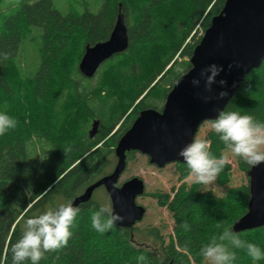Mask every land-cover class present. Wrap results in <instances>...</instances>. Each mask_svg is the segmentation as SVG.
I'll use <instances>...</instances> for the list:
<instances>
[{
  "label": "trees",
  "instance_id": "16d2710c",
  "mask_svg": "<svg viewBox=\"0 0 264 264\" xmlns=\"http://www.w3.org/2000/svg\"><path fill=\"white\" fill-rule=\"evenodd\" d=\"M171 1L103 0L98 13L89 9L63 13L54 0H20L12 14L1 18L0 111L15 116L18 126L0 137V264H12L11 247L20 238L26 219L48 206L58 207V201L73 202L88 186L112 172L121 137L140 111L162 110L175 83L191 69L195 47L226 2L185 0L187 9L176 11L182 17L183 33L169 54L158 49L166 33L163 14ZM120 14L129 29L128 50L105 62L93 78H86L79 70L86 48L108 40ZM199 28L202 35L196 38L193 32ZM33 29L39 30L36 35ZM32 39L38 43L40 62L31 74L25 70V91L30 95L23 99L19 85L24 83L17 67L24 66L22 47ZM159 54L163 58L160 63ZM154 58L156 65L146 68L145 61ZM226 108L264 122V61L246 76ZM97 120L98 133L91 137V122ZM205 137L219 157L225 146L218 135L208 130ZM135 154L128 153L127 160ZM235 160L248 175L250 166L240 158ZM176 166L179 181L186 180V163ZM234 171L231 163L226 165L215 180L217 186H229ZM206 187L184 181L174 196L149 193L174 217V235L170 234L167 242L158 229L144 230L160 242L158 250L136 242V226L114 225L105 233L96 232L91 216L102 204L93 194L90 202L79 206L81 212L68 246L46 253L39 264H140L141 255L146 257L143 264H203L201 248L223 230L217 229V222L233 230L235 222L247 213L250 200L249 183L229 188L224 196ZM185 225L190 230L186 231ZM239 234L264 250V227ZM234 251L237 259L233 264H264V259L252 260L246 249Z\"/></svg>",
  "mask_w": 264,
  "mask_h": 264
},
{
  "label": "water",
  "instance_id": "95a60500",
  "mask_svg": "<svg viewBox=\"0 0 264 264\" xmlns=\"http://www.w3.org/2000/svg\"><path fill=\"white\" fill-rule=\"evenodd\" d=\"M129 48V29L120 14L108 40L88 46L80 61L79 70L86 78H93L101 66ZM264 61V0H226L221 13L212 18L200 43L195 47L191 69L182 75L168 94L161 111L149 108L140 111L130 129L121 137L116 149V164L112 172L90 186L73 200L74 206L91 201L94 192L104 187L114 213L123 217L116 226L130 228L142 222L146 208L137 203L145 194L142 178L133 177L119 183L128 163V153H141L151 164L163 168L171 163H185L179 151L192 142L202 121L215 119L217 110H224L242 86L246 76L258 69ZM236 62L239 66L233 65ZM211 64L223 66L212 85L213 92L205 89L202 69ZM229 65H233L231 68ZM200 79L199 87L192 80ZM220 80L227 81L221 86ZM228 93L218 98L219 93ZM214 98L205 102L203 97ZM95 121L91 137L98 133ZM250 200L247 213L237 220L233 231L242 233L264 227V163L248 171ZM115 186V187H114Z\"/></svg>",
  "mask_w": 264,
  "mask_h": 264
},
{
  "label": "clouds",
  "instance_id": "9594fccd",
  "mask_svg": "<svg viewBox=\"0 0 264 264\" xmlns=\"http://www.w3.org/2000/svg\"><path fill=\"white\" fill-rule=\"evenodd\" d=\"M233 65L239 66L236 62ZM233 65H229L231 68ZM223 66L211 64L202 69L200 76L205 78V89L213 92L212 85L217 83V76L223 71ZM179 84V82H177ZM227 81L220 80L221 86ZM192 84L200 85V79L194 78ZM228 93L222 91L218 98H224ZM214 97H203L210 102ZM6 108V106H5ZM215 119L206 118L200 127L207 128L218 135L225 148L219 157L212 151V141L199 134L192 142L185 145L178 153L183 157L189 170V178L202 185L213 183L226 165L232 162V157L242 159L248 166L257 167L264 163V122L249 113L242 114L240 110H217ZM18 120L9 115L6 110L0 111V137L16 129ZM71 149L64 150L65 153ZM115 187V186H114ZM81 212L79 206L71 201L62 203L58 207H49L37 216L26 219L23 223L20 238L12 245V264H39L46 258V253L58 252L66 248L73 237V227ZM123 217L114 213L111 203L101 205L91 216V226L99 233L111 230ZM185 230L190 226L185 225ZM217 229H223L218 235L210 237V242L201 248L200 254L208 264H233L237 259L234 249H246L248 256L254 261L264 259V250L255 243H249L240 238V234L230 227H224L223 222H217ZM146 257H138L143 264Z\"/></svg>",
  "mask_w": 264,
  "mask_h": 264
},
{
  "label": "rangeland",
  "instance_id": "374dc122",
  "mask_svg": "<svg viewBox=\"0 0 264 264\" xmlns=\"http://www.w3.org/2000/svg\"><path fill=\"white\" fill-rule=\"evenodd\" d=\"M19 2L20 0H0V15H3L2 17L0 16V23L1 18H3L4 15H10L18 8ZM54 3L56 8L63 13H67L71 9H76L79 13H83L86 9H89L93 13H98L102 7L103 0H54ZM186 9L187 2L185 0H172L171 3L167 5L166 10L164 11L165 14H163L166 17V33L164 34L162 44L159 46V51H167L166 53L169 54L172 52L175 43H177L178 38H180L179 35L183 33L180 32L181 25L179 23V19L182 17L177 14L176 11L180 13L182 10L185 11ZM37 31L39 30L37 29ZM37 31L33 29L35 35ZM193 35H195L196 38H200L202 35L201 28L198 30L196 29L193 32ZM190 40L191 38L188 39V41ZM37 48L38 43H36V40L34 41L33 39L25 41L22 47L24 66L22 68H17L20 72V78L25 84L19 85L21 97L23 99L25 98V94L26 97L30 95L29 90L25 91V86L27 84L24 80V73H26L28 70L31 71V74L40 62V57H38L37 54ZM158 56H160V54ZM158 56L157 60L158 63H160L163 58ZM175 59H177V57ZM145 65L146 68H151L153 65H156V58L150 59L147 63L145 61ZM93 83L95 84L97 82L95 81ZM27 103H31L29 98ZM94 123L95 121L91 122L90 132L93 129ZM208 130L209 129L207 128L201 127L198 134L201 136H206ZM115 164L116 158L114 157L113 168L115 167ZM231 164L235 168L231 184L227 187L219 188L214 181L213 183L207 185V190H213L217 196H224L229 188L249 183V177L247 173L238 167L235 157H232ZM133 177H140L144 180L146 185L145 193H147V195H143L137 199V203L144 206L147 212L143 221L136 225L138 231L134 233L135 240L143 247L151 250H158L160 242H157L154 240V238L148 236L144 230L151 228L158 229L161 235L165 237V242H167L168 236L170 234L174 235V217L166 206H161L154 197L149 195V193L158 191L169 193L171 196H174L175 190L179 188L184 181L191 182L192 180L188 177L186 180L179 181L176 163H171L163 168H159L156 165L151 164L149 158L141 153H136L134 158L128 161L127 168L121 176L119 183L122 184ZM94 197L102 205L111 203L109 195L104 187L97 189L94 193ZM58 204H61V201H58L57 205ZM49 207L52 206H48L47 208ZM191 264L195 263L192 262ZM203 264H208V262L205 261Z\"/></svg>",
  "mask_w": 264,
  "mask_h": 264
},
{
  "label": "flooded vegetation",
  "instance_id": "af4514ba",
  "mask_svg": "<svg viewBox=\"0 0 264 264\" xmlns=\"http://www.w3.org/2000/svg\"><path fill=\"white\" fill-rule=\"evenodd\" d=\"M177 164V163H176Z\"/></svg>",
  "mask_w": 264,
  "mask_h": 264
}]
</instances>
